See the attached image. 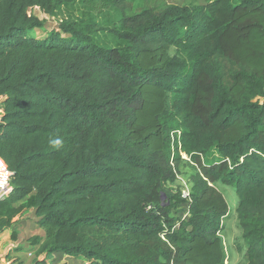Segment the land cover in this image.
Segmentation results:
<instances>
[{"label": "trees", "instance_id": "1", "mask_svg": "<svg viewBox=\"0 0 264 264\" xmlns=\"http://www.w3.org/2000/svg\"><path fill=\"white\" fill-rule=\"evenodd\" d=\"M143 1L82 0L121 13L113 33L126 44L105 47L69 21L30 34L46 22L30 8L53 14L63 0H0V158L12 171L0 233L31 208L37 253L225 264L219 181L237 195L245 264H264V0ZM174 129L198 170L178 225L163 195L183 160ZM214 148L221 159L204 163Z\"/></svg>", "mask_w": 264, "mask_h": 264}, {"label": "rangeland", "instance_id": "2", "mask_svg": "<svg viewBox=\"0 0 264 264\" xmlns=\"http://www.w3.org/2000/svg\"><path fill=\"white\" fill-rule=\"evenodd\" d=\"M148 1L175 4H198L202 0H144L143 2L144 4H148ZM29 12L37 15L39 18L46 19L43 28H36L30 32V34L35 35L36 37H45L47 31L52 29L58 30V26L62 21H69L81 30H90V34L94 41L102 46L113 47L126 44L124 41L118 39L113 33V29L119 26L121 18V13L117 8H109L103 13H97L87 7L82 0H63L53 14L42 12L38 6L30 8ZM174 53L175 49L171 48L170 54ZM2 99L3 98L0 97V104ZM220 159V153L214 148L203 157V162L209 164L219 161ZM197 171V166L194 162L183 159L179 164V172L176 180L164 185V196L166 198H171L173 203L171 206V215L177 219L175 225H178L179 221L186 217L189 204L188 200H182L183 198L179 195V191L184 184H187L189 192H191V176ZM215 185L223 192L229 204V211L221 221L222 229L220 232L226 252L225 264H245L246 245L242 239V229L236 218L235 207L237 204V195L235 189L232 186L222 184L219 181L216 182ZM35 221L36 216L34 215L33 210H24L18 220H16L14 226H11L0 233V251L11 242L10 237L13 232H15L17 236H25L26 241H28V238L31 236L36 235L38 226ZM38 229H40V232L43 234L42 229ZM55 261V264H87V261L84 258H76L65 254L58 255V257L55 258Z\"/></svg>", "mask_w": 264, "mask_h": 264}, {"label": "crops", "instance_id": "3", "mask_svg": "<svg viewBox=\"0 0 264 264\" xmlns=\"http://www.w3.org/2000/svg\"><path fill=\"white\" fill-rule=\"evenodd\" d=\"M0 165H5V163L1 158H0ZM23 212L24 211H22L21 213H19L14 217L12 226H14L16 220H18L19 216ZM38 228L36 231L37 234L42 235L40 229ZM37 249L38 246L31 245L28 241H26L25 236L19 235L15 240L9 242L6 245V247H4V249L0 251V264H45L46 262L55 264L56 262L55 258L58 257V255L64 254L59 251L52 253H46V252L37 253Z\"/></svg>", "mask_w": 264, "mask_h": 264}, {"label": "built area", "instance_id": "4", "mask_svg": "<svg viewBox=\"0 0 264 264\" xmlns=\"http://www.w3.org/2000/svg\"><path fill=\"white\" fill-rule=\"evenodd\" d=\"M180 130L174 129L170 132L171 137V143L172 147L177 143L179 154L181 156V159L188 160L190 162H193L188 154L183 152L180 148L181 142H180ZM172 163V162H171ZM12 174V171L7 168L6 165H0V198L4 197L6 194H8L12 187L10 184V176ZM178 175V173H177ZM179 195L185 200L190 201V192L187 184H184L183 187L179 191ZM224 244V242H223ZM45 264H50L49 262H46Z\"/></svg>", "mask_w": 264, "mask_h": 264}, {"label": "clouds", "instance_id": "5", "mask_svg": "<svg viewBox=\"0 0 264 264\" xmlns=\"http://www.w3.org/2000/svg\"><path fill=\"white\" fill-rule=\"evenodd\" d=\"M60 143H61L60 140H56V141L54 142V144L57 145V146H58Z\"/></svg>", "mask_w": 264, "mask_h": 264}, {"label": "water", "instance_id": "6", "mask_svg": "<svg viewBox=\"0 0 264 264\" xmlns=\"http://www.w3.org/2000/svg\"><path fill=\"white\" fill-rule=\"evenodd\" d=\"M163 195H164V192H163Z\"/></svg>", "mask_w": 264, "mask_h": 264}]
</instances>
